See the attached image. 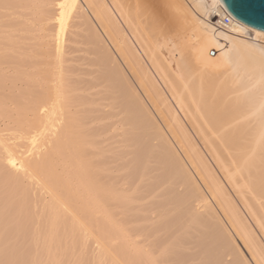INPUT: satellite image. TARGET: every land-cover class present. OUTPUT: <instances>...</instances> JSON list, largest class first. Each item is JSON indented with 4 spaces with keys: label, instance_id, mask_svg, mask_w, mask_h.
Returning a JSON list of instances; mask_svg holds the SVG:
<instances>
[{
    "label": "bare ground",
    "instance_id": "obj_1",
    "mask_svg": "<svg viewBox=\"0 0 264 264\" xmlns=\"http://www.w3.org/2000/svg\"><path fill=\"white\" fill-rule=\"evenodd\" d=\"M246 32L221 0H0V264H264Z\"/></svg>",
    "mask_w": 264,
    "mask_h": 264
},
{
    "label": "water",
    "instance_id": "obj_2",
    "mask_svg": "<svg viewBox=\"0 0 264 264\" xmlns=\"http://www.w3.org/2000/svg\"><path fill=\"white\" fill-rule=\"evenodd\" d=\"M221 3L237 22L264 33V0H221Z\"/></svg>",
    "mask_w": 264,
    "mask_h": 264
},
{
    "label": "rangeland",
    "instance_id": "obj_3",
    "mask_svg": "<svg viewBox=\"0 0 264 264\" xmlns=\"http://www.w3.org/2000/svg\"><path fill=\"white\" fill-rule=\"evenodd\" d=\"M152 2V1H151ZM150 2V4H149V8H151V10H154V8H155V6L153 5L154 4V2H152L151 3ZM152 5V6H151ZM154 7V8H153ZM208 17H205V16H202L201 18L203 19L204 18V21H206L207 23L209 22V24L211 25V23H210V17H211V15L213 14V13H215V11L220 15V16H223L222 14H221V12H220V10H219V8H217V7H215V8H208ZM206 14V15H207ZM212 26V25H211ZM233 28H236L235 26H233ZM222 31V30H221ZM230 30H228V31H223V32H226V33H228ZM245 40L246 41H251V42H254V43H256V44H260V45H262V46H264V43H261V42H257V41H255L254 40V36H253V34L252 33H250V32H246V34H245ZM199 40H200V38H196L195 39V41L193 42V44H194V46H195V44L196 43H198L199 42ZM264 42V41H263ZM201 47H202V45H201ZM201 47L198 45V48H200L201 49ZM203 51H204V49H203ZM212 52L213 53H215L216 51L215 50H211V52H210V55L212 54ZM216 55H217V53H216ZM211 57H212V55H211ZM173 68H175V66H173Z\"/></svg>",
    "mask_w": 264,
    "mask_h": 264
},
{
    "label": "built area",
    "instance_id": "obj_4",
    "mask_svg": "<svg viewBox=\"0 0 264 264\" xmlns=\"http://www.w3.org/2000/svg\"><path fill=\"white\" fill-rule=\"evenodd\" d=\"M210 23L214 28L222 31H228L234 26L228 18L220 16L216 11L211 15Z\"/></svg>",
    "mask_w": 264,
    "mask_h": 264
}]
</instances>
